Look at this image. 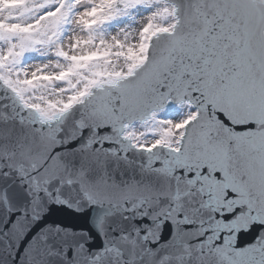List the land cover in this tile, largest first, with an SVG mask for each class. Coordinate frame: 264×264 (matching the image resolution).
<instances>
[{"label": "snow or ice", "instance_id": "1", "mask_svg": "<svg viewBox=\"0 0 264 264\" xmlns=\"http://www.w3.org/2000/svg\"><path fill=\"white\" fill-rule=\"evenodd\" d=\"M0 264H264V0H0Z\"/></svg>", "mask_w": 264, "mask_h": 264}]
</instances>
